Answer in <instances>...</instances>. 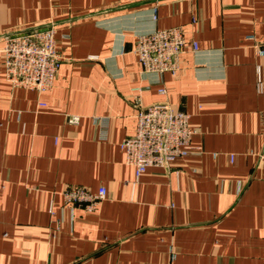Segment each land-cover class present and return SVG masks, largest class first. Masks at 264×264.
Listing matches in <instances>:
<instances>
[{
	"label": "crops",
	"instance_id": "0c3cea01",
	"mask_svg": "<svg viewBox=\"0 0 264 264\" xmlns=\"http://www.w3.org/2000/svg\"><path fill=\"white\" fill-rule=\"evenodd\" d=\"M263 21L264 0H0V264H264ZM47 25L52 88L13 89L5 38ZM172 27L179 71L143 73L137 37ZM134 96L189 114L200 151L133 187ZM67 187H104L100 212L64 206Z\"/></svg>",
	"mask_w": 264,
	"mask_h": 264
},
{
	"label": "built area",
	"instance_id": "2783aa9c",
	"mask_svg": "<svg viewBox=\"0 0 264 264\" xmlns=\"http://www.w3.org/2000/svg\"><path fill=\"white\" fill-rule=\"evenodd\" d=\"M197 20L193 19L192 24ZM264 22V21H263ZM56 27L30 28L13 32L5 38L3 66L5 79L10 86L35 90L38 93L49 91L61 67L62 58L56 48ZM247 40L254 42L259 55L264 56V45L259 46L253 35ZM187 40L183 27L157 29L137 37L133 52L142 66L143 73L174 76L180 67V56ZM193 51L198 50L196 42L191 43ZM257 91L262 93V81L257 80ZM165 95L166 89L160 88ZM137 107L134 133L120 143L125 163L134 168L136 185L149 168L168 169L177 159L200 151L191 145L195 131L190 127V115L174 111L167 102L142 105L138 96L133 97ZM78 117L69 119L77 123ZM106 189L99 187L95 192L84 188L67 187L62 192L63 205L80 209L86 213L100 212L106 200ZM53 216L54 213L50 211Z\"/></svg>",
	"mask_w": 264,
	"mask_h": 264
}]
</instances>
